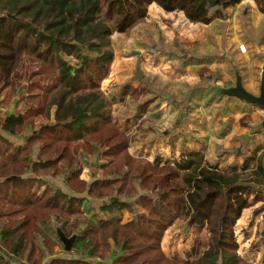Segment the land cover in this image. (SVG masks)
<instances>
[{"label":"trees","instance_id":"obj_1","mask_svg":"<svg viewBox=\"0 0 264 264\" xmlns=\"http://www.w3.org/2000/svg\"><path fill=\"white\" fill-rule=\"evenodd\" d=\"M243 1L0 0V130L21 143L0 137V264H44L38 240L53 256L57 244L43 231L53 221L67 238L78 235V255L46 264H97L79 256L107 264H256L237 253L235 227L253 204L260 205L254 215H264V155L247 177L258 188L241 180L248 163L228 172L208 164L202 152L181 154L172 164L135 157L102 89L115 59L112 37L144 23L150 6L209 25L226 23L229 9ZM252 1L264 15V0ZM163 44L152 53L181 62L191 56ZM140 72L139 66L142 93L126 87L138 100L151 94ZM155 100L144 101V110ZM12 104L7 114L3 108ZM94 157L101 174L89 185L81 176ZM46 177L63 178L72 195L39 193L37 183ZM84 194L102 203L91 218L83 208L87 198L78 197ZM124 211L131 217L125 223ZM177 223L209 234L194 259L163 251L165 234Z\"/></svg>","mask_w":264,"mask_h":264},{"label":"rangeland","instance_id":"obj_2","mask_svg":"<svg viewBox=\"0 0 264 264\" xmlns=\"http://www.w3.org/2000/svg\"><path fill=\"white\" fill-rule=\"evenodd\" d=\"M244 4L237 10L230 11V19L228 15L230 21L227 20L226 23L213 21L209 25L192 24L181 14L167 13L158 6L155 5V7L152 5L149 7L148 18L144 23L138 25L128 35L115 34L112 37L115 59L111 74L107 79L108 84H106L107 80L103 84V91L112 100L113 118L114 120H119V125H121L127 133L128 140L131 144L130 151L133 156L154 161L156 159H154V157L163 151L164 145H158L162 143L161 141H164L162 133L165 134L167 132L172 137L180 136V141H182L187 148L192 147L197 150L203 149L204 154L207 155L212 153L217 159L222 156L229 157L228 160H233L236 154V147L239 146L237 152L239 154L245 152L244 147L245 145L247 146V138H244V135L242 137L239 136L240 138L238 136L232 137L230 132L228 133L229 137L227 140V137H225L227 135L221 133V135L224 136L223 139H225V142L220 145L217 144L222 141V138L219 137L217 132L221 128L220 124L222 120L220 121L219 119L225 117L229 122H234L230 119L235 116L238 110L230 106V111L223 113V111L214 106L219 104L221 105V109H223L225 103H216V100L212 101L214 98L210 96V92H212L214 87H234L236 70L241 76L242 82L243 80L245 82V84H243L245 89L253 95H259L260 80L262 78V70H260V68L264 59L262 61L257 59L259 62L255 63L249 50L248 55L245 56L242 55V52L244 53L246 50L243 42L249 40L246 35L254 34L258 37L264 32V26L260 28L262 25L261 22L256 21L254 23L252 13H250V26H248V29L247 26H241L240 21L242 12H244L247 7L249 12L253 7L252 2H246V4ZM162 43H164V46L172 48L178 47L182 51L185 50L191 56L188 57L186 55L184 61L181 62L172 56H164L159 53L156 55L153 54L151 47L155 44L160 45ZM257 53V55L262 54L264 57V41ZM244 57L251 60L250 64L254 71L247 72L243 69ZM139 66L141 67V72H144L145 78L151 83L150 99L156 97V106L154 105L151 108H146L144 111L147 113L142 110V108L144 109L142 106V98L138 100L137 98L135 99L131 93L124 94L126 87L133 83L138 87L136 91L142 93L143 79H135L137 77V67ZM24 76L25 67L21 66L17 71L16 77L22 81ZM133 78L135 82H132ZM201 90L208 91L204 94V98L202 100L196 96L193 98V95ZM115 98H118L119 102L113 101ZM191 99H194V106L190 103ZM146 100L147 99H145V101ZM250 116L253 118L258 117V115L254 116L253 114ZM253 118L251 119L245 116L239 120V124L240 122L241 125L244 124L242 127L246 129V133H248L250 128L252 129L256 126L255 123L257 121H253ZM228 120H225V122ZM262 121H260L258 125L261 124ZM196 123H201L203 127L205 126L204 128H198V134L190 130L195 128ZM183 129L184 131H182ZM180 131H182V133ZM191 133L196 136L197 139L192 141V139L188 138L187 134ZM238 143L239 146H237ZM153 144H156L154 151L151 150V145ZM179 144L181 145V143ZM20 145L21 143L16 146ZM135 146L139 147L144 152L138 153L135 150ZM183 149L185 148H182V150ZM95 158L96 157L90 159L91 164L97 169L98 167H96V165H98V159ZM90 159L85 160L84 170L87 165L90 164ZM169 163L172 164L173 162ZM99 173L101 174V172ZM248 175L249 170L245 173H241V180L245 184L258 188L255 184H249ZM84 177L92 180V175L87 174ZM254 179L255 178L252 180ZM39 180L40 182L37 183V190L41 194L43 193L40 189L41 184L50 183L60 185L64 183L63 178L46 177ZM46 192L53 193L54 191L49 190ZM81 196L88 197L87 194ZM85 204L83 208L86 207L87 211L90 213L93 208L97 210L102 203L87 198ZM257 205L253 204L252 207ZM256 208L248 212L249 215L252 213L254 216L253 220H256L253 227H251L252 218L246 221L247 219H244L243 214L236 223L237 253L246 260H253V262H257L256 264H261L262 262L259 261L262 259V256L258 257V252L254 255H248L247 253L251 252L253 249L249 248V244L246 245L248 241L247 235H253L251 231H254L255 225L257 226L256 235L258 234L264 237V230L261 228H264V215L255 216L254 210ZM123 222L125 223L127 221L123 220ZM57 229L58 223L53 221L50 225H46L43 231L57 244L55 247H64L57 235ZM178 230L180 231L179 234H177ZM178 230L174 229V231H171L169 243L164 242L163 239L162 247L166 245L163 251L167 256L175 255L184 260L194 259L195 251L197 255L204 250L203 247L206 246L209 238L208 232L201 227H195L189 230L185 228L184 225ZM43 240V237H39L38 244L46 253L44 264L54 257L65 256L63 248L55 250V247L53 256L50 255L48 250L43 246ZM194 242L195 244H193ZM251 242H254L253 238H250L249 243ZM191 250L193 257L189 258ZM60 251H62V254ZM67 253H70L67 257H75L78 255L75 249ZM260 253H264V247L261 249ZM79 257L87 259L88 261L90 260L84 256ZM96 260L97 259H94V261Z\"/></svg>","mask_w":264,"mask_h":264},{"label":"crops","instance_id":"obj_3","mask_svg":"<svg viewBox=\"0 0 264 264\" xmlns=\"http://www.w3.org/2000/svg\"><path fill=\"white\" fill-rule=\"evenodd\" d=\"M246 2H252L253 3V7H252V9L251 10H249V12H248V7H247V9L244 11V12H242V18H241V21H240V24H241V26H247V29H248V26H250L249 25V21H250V13H252L253 14V16H252V18H253V20H254V23L256 22V21H258V22H261V26H260V28H262V26H264V15L263 14H261V13H259V11H258V9H257V6H256V4H255V2L254 1H252V0H245V1H243L241 4H239V5H237V6H234V7H232V8H230L229 9V11H228V15H229V19L231 18V13H230V11L232 12V11H234V10H237L238 8H240L244 3L246 4ZM244 4V5H245ZM153 6H155V5H153ZM156 7V6H155ZM228 19V21H230ZM264 29V28H263ZM255 36V37H254ZM246 37L247 38H249V40L248 41H246V42H243L244 43V45H245V48H246V50L244 51V53L242 52V55H248V50H249V53L251 54V56L253 57V61L256 63V62H259V60H263L264 59V57H263V55L261 54V55H257L258 53V50L260 49V47L262 46V43H263V41H264V32L261 34V35H259L258 37L256 36V35H254V34H248V35H246ZM246 40V39H245ZM239 45H241V44H239ZM257 59H259V60H257ZM244 66H243V69L244 70H246L247 72H251L253 69V67H252V65L250 64L251 63V60H249V58H245L244 57ZM202 62H205V61H202ZM263 67H264V60L262 61V66H261V68H260V70H263ZM254 71V70H253ZM262 79V78H261ZM260 83H261V80H260ZM104 84V83H103ZM106 84H108V80H107V83ZM235 84H236V80H235ZM243 84H245V82H244V80H243ZM132 87H133V89L136 91L137 90V88L138 87H136V85H134V83L132 84ZM221 87H214L213 89H212V92H210V96H212V98H214V99H212V101L213 100H216V103H218V102H222V103H225V105H224V107H223V109H221V105H219V104H217V106H214L215 108H219L221 111H223V113H227V112H229L230 111V106H233L234 108H236L237 110H238V112L235 114V116L232 118V119H230V120H232V121H234V122H229V120L227 119V118H225V117H223L222 119H219L220 121H221V124H220V126H221V128H220V130L219 131H217L218 132V135H219V137L220 138H222V141H220L219 143H217L218 145H220V144H223L224 142H225V139H223L224 138V136L223 135H221V133L222 134H225V135H227V136H225V137H227L226 139L228 140V133H230L231 132V134H232V137H235V136H240V137H242L243 135V137L244 138H247V146L245 145V147H244V150H245V152H243L242 154H239L237 151H238V148L240 147L239 146V143H238V145L237 146H239V147H236L237 149H236V151H235V155H234V159L233 160H228L229 159V157H222V156H220V158L219 159H217L216 157H214L213 155H212V153H209V154H204L205 155V158H206V160H207V163L208 164H210V165H214V166H217L218 168H220V169H224V170H227L228 172H231V171H234V170H237V171H241V169H242V167L245 165V164H247V170H252V169H254V167L256 166V164H257V162H258V160L264 155V128L263 129H261V130H259V131H257L256 133H254L253 134V132H252V130L254 129V128H250V132L248 131V133H250V134H248V133H246V129H244L242 126H244V124L243 125H241V122H240V124H239V120L241 119V118H243V117H245V116H247V117H250L251 119L253 118V117H251L250 115H254V116H257L258 115V117H255V118H257V119H255V118H253V121H257L256 123H255V128L258 126V123H260V121H262L263 119H264V108H262V107H257V106H253V105H250V104H247V103H244V102H241V101H239V100H237V99H233V98H229V97H226V96H223V95H221L217 90L218 89H220ZM102 89H104V85H103V87H102ZM126 92V90L124 91V94H127V92ZM137 92V91H136ZM206 92H208L207 90H201V91H198V92H196L195 93V95H193V98H195V96L197 97V98H199L200 100H202L204 97L203 96H205L204 94L206 93ZM138 93V92H137ZM2 96H5V95H2ZM1 96V97H2ZM150 94H148V95H146L145 97H140V99L142 98L143 99V102L145 101V99H149L150 98ZM3 98V97H2ZM1 98V99H2ZM5 98V97H4ZM139 99V100H140ZM4 100V99H3ZM113 101H116V102H119V99L118 98H115ZM155 101L153 102V103H151V104H149V106L148 107H152V106H154L155 105ZM190 103L192 104V106H194V99H191V101H190ZM4 104H5V101H4ZM3 104V105H4ZM156 106V105H155ZM148 107H147V109H148ZM14 108V105L12 104L11 106H8V105H6V106H4V108L3 109H6V110H4L7 114H10V113H12L13 112V109ZM142 110H143V112H146V111H144V109L142 108ZM4 111H2L3 113H4ZM148 111V110H147ZM147 113V112H146ZM225 120H228L227 122H225ZM118 121V123H119V120H117ZM120 124V123H119ZM260 125V124H259ZM121 126V125H120ZM122 127V126H121ZM199 127H202V128H204L203 127V124H201V123H196V125H195V128L194 129H190V130H193L192 132L193 133H196V134H198L199 133V130H198V128ZM241 127V128H240ZM122 129H123V127H122ZM124 130V129H123ZM182 131H184V129L182 130ZM182 131H180L181 133H182ZM178 134V133H177ZM188 135V138H190V139H192V141L194 140V139H197L196 138V136H194L192 133L191 134H187ZM0 137H8V139L10 140V141H14V142H16L15 144L16 145H19L20 144V141H18V140H16L15 141V139H13L12 137H10V136H6V134L5 133H3V132H1V130H0ZM163 138H164V141H161L162 143H159L158 145H164V147H163V151H161L160 152V154L159 155H156V157H154V159L156 158V159H158V158H160L161 159V161L163 162V163H165V162H173L174 160H176V159H178L179 157H180V155L181 154H184V153H188V152H204L203 151V149L202 150H197V149H195V148H192V147H186L185 146V144H183L182 143V141H180V139H181V137L180 136H177V137H175V136H170V134L167 132V133H165L163 136H162ZM239 137V138H240ZM179 143H181V145L179 144ZM166 144V145H165ZM187 144V143H186ZM155 145L156 144H153V145H151V150L152 151H154L155 150ZM182 148H185V149H183L182 150ZM135 150L139 153V152H141V153H143L144 151H142L139 147H137V146H135ZM189 150H191V151H189ZM258 150V152H257V154H256V156H254V154H255V152ZM152 153V152H151ZM96 159V158H95ZM89 166H90V168H89ZM96 167H97V165H96ZM99 172H101V171H98V168L96 169L92 164H91V159H90V164L89 165H87V167L85 168V170H84V172L82 173V176H81V178L83 179V180H85V181H87L89 184L92 182V181H94V180H96V179H99V177H100V173ZM250 172V171H249ZM87 174H89V175H92V180H89V179H86V177H84L85 175H87ZM61 185V186H60ZM60 185H55V184H50V183H47V184H41L40 185V189H41V191L42 192H46V191H49V190H53V191H56V190H61L62 192H64V193H67V194H69V195H72V193H71V191L69 190V188L67 187V185L66 184H60ZM78 197H81V198H89V197H87V196H78ZM90 199V198H89ZM84 205H86V204H84ZM256 207H258V206H255V207H251V208H249V209H247V210H245L244 212H243V217H244V219H247L246 221H248L249 220V218H252V221H251V219H250V221H251V227H253V225H254V222L256 221V220H253V215H252V213L249 215V213L248 212H250V210H252V209H254V208H256ZM88 208V207H87ZM84 210H85V215L88 217V218H91L92 217V215H93V213H94V211H98L99 210V208L97 209V210H95V208H93V210L89 213V211H87V209H86V207L84 208ZM247 217V218H246ZM131 217H130V214L128 213V212H126V211H124L123 212V220H125V221H128L129 219H130ZM183 225L185 226V224H182V223H177V224H175L174 226H172L168 231H167V233H166V235H165V238H164V242H167V243H169V241H170V233H171V231H174V229H179L180 227H183ZM195 227H197V226H195ZM195 227H192V228H189V227H186L185 226V228H188L189 230H191V229H194ZM263 230H264V228L263 227H261ZM256 229H257V226L255 225V227H254V231H251V234H253V235H247V239H248V241H247V243H246V245H248L249 244V248H252L253 250L251 251V252H248L247 254L248 255H254L255 253H257L258 252V254H257V256L259 257V256H262L261 258L262 259H260V261L259 262H262L261 264H264V253H260V251H261V249H263V247H264V237H261V236H259L258 234L256 235ZM178 233L177 234H179V230L177 231ZM256 235V236H255ZM250 238H253L254 239V242H251V243H249L250 242ZM76 243V242H75ZM193 244H195V242L193 243ZM165 246L166 245H163V248H165ZM193 246H195V245H193ZM261 246V247H260ZM77 247H80V244H78L77 245ZM61 248H63V250L65 251V249H64V247H61V246H57V247H55V250H60ZM74 249V248H73ZM193 250V249H192ZM192 250H191V252H190V254H189V258H192L193 256H192ZM249 251H250V249H249ZM61 252V254H62V251H60ZM65 256L64 257H67V256H69L70 255V253L68 254L66 251H65V254H64ZM195 255H196V251H195ZM171 256V255H170ZM173 256H175V255H173ZM172 257V256H171ZM91 260V261H90ZM89 260V262L90 263H92L94 260L93 259H90ZM190 260V259H189ZM251 261V260H250ZM94 262H96V263H98L99 261L98 260H96V261H94ZM251 262H253V260L251 261ZM255 263H257V262H255Z\"/></svg>","mask_w":264,"mask_h":264},{"label":"water","instance_id":"obj_4","mask_svg":"<svg viewBox=\"0 0 264 264\" xmlns=\"http://www.w3.org/2000/svg\"><path fill=\"white\" fill-rule=\"evenodd\" d=\"M235 75H236V84L234 87H232V88H220L217 91L223 96L233 98V99H237L241 102H244V103H247V104H250L253 106L264 108V67L262 70V79H261V83H260V87H259V95H257V96L251 94L249 91H247L245 89L243 82H242V78L239 75L237 70L235 71ZM263 128H264V119L260 125H258L256 128H254L252 130V132L254 134ZM57 235H58L60 241L63 243L65 251L71 252L75 242L78 239V235L75 234L71 238H67L63 234L61 229H59V228L57 229ZM97 264H107V263L98 262Z\"/></svg>","mask_w":264,"mask_h":264}]
</instances>
